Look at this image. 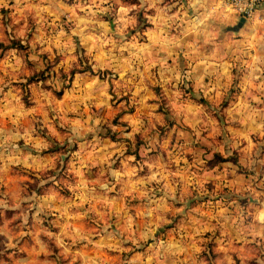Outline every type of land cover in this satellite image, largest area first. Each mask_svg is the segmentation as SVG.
<instances>
[{"label":"rangeland","instance_id":"374dc122","mask_svg":"<svg viewBox=\"0 0 264 264\" xmlns=\"http://www.w3.org/2000/svg\"><path fill=\"white\" fill-rule=\"evenodd\" d=\"M156 1L62 0L53 14L45 0H4L0 139L19 151L0 149V264H157L162 243L172 244L165 264L264 262V237L241 239L232 224L238 205L259 230L264 209V194H236L240 184L264 193V133L229 115L243 66L229 62L227 89L209 92L182 53L164 61L180 63L178 77L161 71L152 33L182 36L204 9ZM215 27L207 46L193 44L213 53L220 38H242L238 23ZM84 92L88 104L75 103Z\"/></svg>","mask_w":264,"mask_h":264},{"label":"clouds","instance_id":"9594fccd","mask_svg":"<svg viewBox=\"0 0 264 264\" xmlns=\"http://www.w3.org/2000/svg\"><path fill=\"white\" fill-rule=\"evenodd\" d=\"M17 2L19 3V0H17ZM45 2L49 5V7L43 9L44 11H53L54 9L57 8L64 9L65 7L62 0H45ZM101 2L104 3L107 2V0H101ZM92 3L97 8L99 7L98 5H96V0H92ZM176 3H179V0H176ZM189 4H191V0H189ZM6 6L7 5L4 3V0H0V7H6ZM201 8L204 9V12L201 14L202 18L199 20L198 25H196L195 27L190 26L187 30L183 32L182 37L179 38L173 37L170 41H168L169 44L175 42L176 47H180V39H182L183 37L194 35L195 37L198 38V40L200 38H203V43L205 46H207L209 44V41L212 38H214L216 32L218 31V29L215 27L217 21L227 20L228 23L234 25L241 21V14H243L244 23L242 24V29L240 31V35L243 39L236 42L237 47L241 48L243 51L247 53L249 50L256 48L258 45H264V0H228L227 3L225 2V0H203V3L201 4ZM80 10L88 14H93L91 7H81ZM99 10L103 11L104 9H99ZM68 11H72L73 13L75 12L74 9H69ZM158 11H162V10H158ZM181 11H183V7H181ZM53 14H55L54 11ZM167 19L175 22L177 20V17L171 16L168 17ZM200 25H203L204 28L201 29ZM169 27H171V25H169ZM161 51L168 52L167 46L162 45ZM170 54L171 53H169V55ZM149 55H151V53H149ZM214 57H215V50L213 49V55L204 58V60L202 61L205 68L219 67V64L215 61ZM257 62H264V61H259V57H253V63H257ZM155 63H157V61H152L150 66H154ZM249 66L251 67V65ZM197 67H199V65ZM123 70L130 71L131 70L130 64L129 67L124 68ZM257 79H259V77H257ZM260 90L264 92V85H261ZM0 91H2V89H0ZM261 127H264V125H261ZM78 129H84V132L88 130L84 128L83 125H80L79 122H76V125L73 128V132L75 133V135H83L84 132L78 131ZM12 139L13 137L11 136L4 139H0V149H3L4 151L11 150L13 152H18L19 151L18 147L14 143L10 142L12 141ZM12 162L19 163L21 161L19 160V158H14ZM177 163H179V161H177ZM112 175L122 176L123 174L120 172H113ZM159 175L161 176V179H165L166 177V174L163 172L159 173ZM156 179H157L156 175H152L150 177V180L155 181ZM163 190L166 191V193L170 195L173 200H175L176 197L171 185L165 184ZM245 192L255 195L257 198H259L260 195L264 194V193H256L255 189L251 188L250 185L245 186L244 184H240L236 188L237 195L242 196ZM45 199H54V197H46ZM2 204L3 202L0 201V205ZM163 208H164V204L162 202L159 209L161 213L163 212ZM147 215L149 218H152L153 213L148 212ZM228 215L229 213L227 209L221 207L220 211L217 213V217H216L217 222L219 223L221 219L227 217ZM244 218L245 216L243 209L239 208V206L236 205V215L235 218L232 220V224L239 233V238L247 240L248 235H251L253 239H255L257 236L264 237V209L258 210V214L255 216V219L259 221L261 224L259 230H257L255 227L246 228L244 225ZM225 222L227 221L225 220ZM197 231L199 232L201 231V229L198 228ZM171 249H172V244L170 243L169 244L162 243L160 245V247L156 251L157 264H165V262L169 260V252ZM185 250L186 249L178 242L175 254L178 255L179 253H182ZM148 264H152V257H149ZM261 264H264V262H261Z\"/></svg>","mask_w":264,"mask_h":264},{"label":"crops","instance_id":"0c3cea01","mask_svg":"<svg viewBox=\"0 0 264 264\" xmlns=\"http://www.w3.org/2000/svg\"><path fill=\"white\" fill-rule=\"evenodd\" d=\"M157 2L156 0H152L153 4H157ZM202 3L203 0H191V4L189 5H198V7L201 8ZM151 36H153V41L158 44L156 47L157 50H153L151 56H155L158 59V63L162 64L159 68L161 71L169 73L171 77L175 75L178 77L180 63L176 61V63L172 62L165 65L164 61L170 58L175 59L182 53L185 60L181 62V65L187 64L189 69L191 68V79L204 85L205 90L208 92L212 89L217 91L227 89L226 84L229 83L231 79V67L228 65L229 62L234 66H243L244 71L240 77L238 86L245 92L231 101L229 115L230 117H247L248 121L254 125V129L261 130V133H264V127L261 129V125H264V92L260 90L261 85H264V62L253 63V57H259V61H264V45H258L256 48L246 53L236 45V42L243 38H234L232 36L223 39L220 38L216 41L215 45V57L217 58L216 62L219 64V67L205 68L202 61L204 58L212 56L213 53L199 45H194L193 41H195V43L199 42L195 37H183L180 39V47L176 49L175 42L171 44L168 43L173 37H177L176 33L168 30L167 33L162 34H155L153 32ZM179 36L182 37L183 35ZM201 42H203V38H201ZM190 43L191 46L187 47ZM162 45L167 46L168 52L161 51ZM230 45L231 54H229L228 49ZM169 53L171 54L169 55ZM190 61L193 62L191 63ZM198 65L199 67H197ZM249 65H251V67ZM166 76H168V74H166ZM257 77H259V79H257ZM84 93L85 95L75 94V98L77 99L75 103L78 104L79 102H83L85 105L88 104L87 100L90 98L89 92ZM241 112L242 114H240ZM88 115L90 114L87 112V117ZM81 116L85 117V115Z\"/></svg>","mask_w":264,"mask_h":264},{"label":"water","instance_id":"95a60500","mask_svg":"<svg viewBox=\"0 0 264 264\" xmlns=\"http://www.w3.org/2000/svg\"><path fill=\"white\" fill-rule=\"evenodd\" d=\"M243 23H244V20H243V17H242L241 21L238 23V27H241Z\"/></svg>","mask_w":264,"mask_h":264},{"label":"built area","instance_id":"2783aa9c","mask_svg":"<svg viewBox=\"0 0 264 264\" xmlns=\"http://www.w3.org/2000/svg\"><path fill=\"white\" fill-rule=\"evenodd\" d=\"M225 2L227 3L228 2V0H225ZM243 17V14H241V18Z\"/></svg>","mask_w":264,"mask_h":264},{"label":"trees","instance_id":"16d2710c","mask_svg":"<svg viewBox=\"0 0 264 264\" xmlns=\"http://www.w3.org/2000/svg\"><path fill=\"white\" fill-rule=\"evenodd\" d=\"M14 46H17V44H16V45H14Z\"/></svg>","mask_w":264,"mask_h":264}]
</instances>
